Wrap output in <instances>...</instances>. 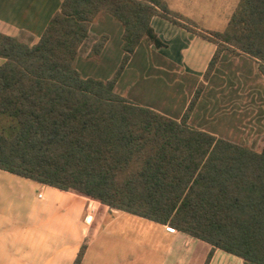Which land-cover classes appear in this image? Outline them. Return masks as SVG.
<instances>
[{
    "label": "trees",
    "instance_id": "trees-1",
    "mask_svg": "<svg viewBox=\"0 0 264 264\" xmlns=\"http://www.w3.org/2000/svg\"><path fill=\"white\" fill-rule=\"evenodd\" d=\"M101 13L123 28V60L106 81L76 67ZM154 16L217 45L205 78L221 51L256 61L264 77V0H240L222 32L199 29L166 0H62L36 44L0 32V170L264 264V147L255 152L190 126L191 106L176 120L115 92L142 40L163 46Z\"/></svg>",
    "mask_w": 264,
    "mask_h": 264
},
{
    "label": "crops",
    "instance_id": "crops-1",
    "mask_svg": "<svg viewBox=\"0 0 264 264\" xmlns=\"http://www.w3.org/2000/svg\"><path fill=\"white\" fill-rule=\"evenodd\" d=\"M239 1L166 0L172 12L209 32L225 30ZM61 2L0 0V32L34 45ZM151 26L163 46L142 40L115 92L180 120L202 85L204 93L188 124L193 127L195 116L198 124L215 126H195L201 131L240 146H257L264 136V77L256 61L226 51L225 62L207 80L217 51L214 42L160 16L151 19ZM122 34L121 24L110 15L97 17L77 58L82 76L104 81L114 76L124 56ZM101 36L106 40L94 56L92 45ZM83 246L81 264H244L167 225L0 170V264H74Z\"/></svg>",
    "mask_w": 264,
    "mask_h": 264
},
{
    "label": "rangeland",
    "instance_id": "rangeland-1",
    "mask_svg": "<svg viewBox=\"0 0 264 264\" xmlns=\"http://www.w3.org/2000/svg\"><path fill=\"white\" fill-rule=\"evenodd\" d=\"M97 20V19H96ZM102 37L103 36H101V37H99L96 41H95V43L96 44H98V43H100V41L102 40ZM222 46V45H221ZM226 51H221V53H220V55H219V57L217 58V61H216V64H215V66L213 67V69L211 70V72H210V74L206 77L207 78V80H208V78H210L211 76H212V74H213V72H214V70L220 65V64H222L223 62H225L224 61V57H226V53H225ZM229 61V60H228ZM230 66V64H227V65H225V68H224V70L226 69V68H228ZM210 76V77H209ZM204 90H205V88L201 85L196 91H195V95L193 96V98H192V100H191V103H190V105H189V108H190V106L192 107V109L190 108V112H189V115H191L194 111H195V109H196V107H197V104H198V102H199V99L201 98V96L203 95V93H204ZM200 105H202V103L200 104ZM199 111V108H198V110H197V112ZM196 112V113H197ZM202 118V117H201ZM200 122V121H199ZM198 127V126H204V128H213V127H215L214 125H212L210 122H206V123H204V124H198L197 122H195V116H194V121H193V127L194 128H196V127ZM226 136H228L227 134H225ZM235 143V142H234ZM237 144V143H236ZM244 144V143H243ZM239 145V144H238ZM241 146H244V147H246V148H249V149H251V150H253V151H255V152H261L262 151V149H263V147H264V136L261 138V140H260V142L259 143H257V146H253V147H249V146H246V145H241ZM214 250H216V249H214ZM213 250V251H214ZM218 250V249H217ZM220 250V249H219Z\"/></svg>",
    "mask_w": 264,
    "mask_h": 264
},
{
    "label": "built area",
    "instance_id": "built-area-1",
    "mask_svg": "<svg viewBox=\"0 0 264 264\" xmlns=\"http://www.w3.org/2000/svg\"><path fill=\"white\" fill-rule=\"evenodd\" d=\"M39 196L41 197V195H40V194H39ZM88 218H89V219H91V217H90V216H89ZM169 228H171V227H169ZM171 229H173V228H171Z\"/></svg>",
    "mask_w": 264,
    "mask_h": 264
}]
</instances>
